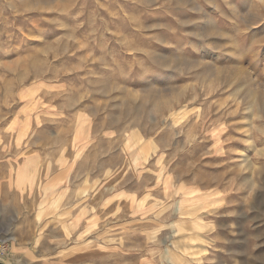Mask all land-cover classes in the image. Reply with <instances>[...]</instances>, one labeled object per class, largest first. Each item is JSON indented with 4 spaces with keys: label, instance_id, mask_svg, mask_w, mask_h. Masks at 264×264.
I'll return each instance as SVG.
<instances>
[{
    "label": "rangeland",
    "instance_id": "374dc122",
    "mask_svg": "<svg viewBox=\"0 0 264 264\" xmlns=\"http://www.w3.org/2000/svg\"><path fill=\"white\" fill-rule=\"evenodd\" d=\"M0 236V264H264V0H0Z\"/></svg>",
    "mask_w": 264,
    "mask_h": 264
},
{
    "label": "bare ground",
    "instance_id": "6f19581e",
    "mask_svg": "<svg viewBox=\"0 0 264 264\" xmlns=\"http://www.w3.org/2000/svg\"><path fill=\"white\" fill-rule=\"evenodd\" d=\"M83 131V123H81L80 128L77 130V133L80 134ZM75 135V141H81V139L79 138V136ZM139 158V157H138ZM137 159V158H136ZM135 159V160H136ZM26 162V161H25ZM34 159L32 157H30L28 159V161L26 163H24V165L20 167L19 170V179L23 180V182L29 180L32 181L33 177H34V170L32 169L31 165L33 164ZM20 166V165H19ZM18 174V173H17ZM18 176V175H17ZM192 220V219H191ZM77 223V222H76Z\"/></svg>",
    "mask_w": 264,
    "mask_h": 264
},
{
    "label": "built area",
    "instance_id": "2783aa9c",
    "mask_svg": "<svg viewBox=\"0 0 264 264\" xmlns=\"http://www.w3.org/2000/svg\"><path fill=\"white\" fill-rule=\"evenodd\" d=\"M9 239L5 236H0V255H3L9 249Z\"/></svg>",
    "mask_w": 264,
    "mask_h": 264
},
{
    "label": "crops",
    "instance_id": "0c3cea01",
    "mask_svg": "<svg viewBox=\"0 0 264 264\" xmlns=\"http://www.w3.org/2000/svg\"><path fill=\"white\" fill-rule=\"evenodd\" d=\"M19 247V249H21L22 248V250H20V252H29V251H32V249L31 248H28L27 246H21V248H20V246H18ZM21 258V257H20ZM17 260V259H16ZM23 261H24V264H29L30 263V260H29V255L27 254V253H25L24 255H23V259H22ZM14 261H15V259H14ZM9 264H14L13 262L12 263H9ZM38 264H43V262H41V261H38Z\"/></svg>",
    "mask_w": 264,
    "mask_h": 264
}]
</instances>
